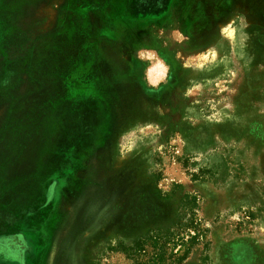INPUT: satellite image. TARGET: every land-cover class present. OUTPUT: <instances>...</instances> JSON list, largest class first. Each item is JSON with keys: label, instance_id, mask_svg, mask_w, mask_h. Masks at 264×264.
I'll list each match as a JSON object with an SVG mask.
<instances>
[{"label": "rangeland", "instance_id": "obj_1", "mask_svg": "<svg viewBox=\"0 0 264 264\" xmlns=\"http://www.w3.org/2000/svg\"><path fill=\"white\" fill-rule=\"evenodd\" d=\"M0 136L58 264H264V0H0Z\"/></svg>", "mask_w": 264, "mask_h": 264}, {"label": "crops", "instance_id": "obj_2", "mask_svg": "<svg viewBox=\"0 0 264 264\" xmlns=\"http://www.w3.org/2000/svg\"><path fill=\"white\" fill-rule=\"evenodd\" d=\"M146 78L150 82L149 70L146 72ZM162 79L163 77H161V80ZM9 142L12 143L11 146H14V145L16 146L20 144L19 140L9 139ZM24 144H28V142ZM3 149H4L3 138L2 136H0V264H8L7 258L9 257L11 258L20 257L25 262V264H58V258H57L58 256L56 255H57V252L59 251L57 249H51L50 252L48 251L46 252L44 249L46 245L48 246V244H45L44 241L46 240V243H47L49 240V236H45L43 232H39V233H35L34 231L30 232V229H28V221H29L28 216H29L30 209L34 208L33 206L34 198L33 197L30 198L29 196L28 199L30 198L31 200L27 201L24 204H21L20 198H19L20 194H18L16 199H15V196L13 195L15 193H18L19 190H21V188H19V186L21 185V181L18 179V177H21V176L27 177V176H30L31 174H24L27 172L19 170L20 160H22L20 153L19 154L13 153V155L8 154L10 155V158L8 156L5 165H3V160H2ZM12 151L13 149L11 150L7 149L6 153H9V152L12 153ZM26 159H29L28 154H26ZM41 160L43 159H41L40 157L37 161L38 167H39V164L41 165V162H42ZM76 166L77 164L75 165V168ZM38 167L34 169L33 180L26 186V187H29L31 185L29 190H27L28 191L27 193L29 194L34 192L35 185L36 187L40 185L39 183L35 184L34 182L35 177L36 176L43 177L45 174V171L42 170L41 167L39 168ZM4 168H5V173L8 172L10 177H13V178L16 177V180L14 181L12 180V182L10 180L7 181V185H10L11 187L7 186L5 193H4V187H3ZM63 171L64 172L61 175H63L64 181H63V184L62 183L60 184L59 189H58L59 193H63L60 195L59 201H58L60 208L63 204L66 203L64 194L68 192V190L70 189V188L67 189V187L73 185V180L76 183V179H77V177H75L76 176L75 172L73 173L68 165ZM43 184H44V180H43ZM3 197H4V200H3ZM4 201L7 204L5 206L3 205ZM23 212L24 214H22ZM20 214H21V218L23 219H20ZM30 223L31 224L34 223L33 217L30 218ZM47 223L50 224V218L48 221H44V222L40 221L39 225L41 226ZM39 231H41V227ZM44 231H45V228H44ZM21 239H23L24 245L26 246V249L24 252H5L8 249L7 245H10V247L12 248L13 242L17 243L16 244L18 246L17 249L19 250L18 244H20ZM4 242H8V244L6 243L4 244ZM75 258L76 257L74 256V259Z\"/></svg>", "mask_w": 264, "mask_h": 264}, {"label": "clouds", "instance_id": "obj_3", "mask_svg": "<svg viewBox=\"0 0 264 264\" xmlns=\"http://www.w3.org/2000/svg\"><path fill=\"white\" fill-rule=\"evenodd\" d=\"M8 260V264H25V262L20 258V257H16V258H7Z\"/></svg>", "mask_w": 264, "mask_h": 264}, {"label": "bare ground", "instance_id": "obj_4", "mask_svg": "<svg viewBox=\"0 0 264 264\" xmlns=\"http://www.w3.org/2000/svg\"><path fill=\"white\" fill-rule=\"evenodd\" d=\"M151 79L153 80L154 79V77H153V74L151 73Z\"/></svg>", "mask_w": 264, "mask_h": 264}, {"label": "trees", "instance_id": "obj_5", "mask_svg": "<svg viewBox=\"0 0 264 264\" xmlns=\"http://www.w3.org/2000/svg\"><path fill=\"white\" fill-rule=\"evenodd\" d=\"M142 241V240H141ZM141 241H139V243H141ZM161 260H163V257L160 258Z\"/></svg>", "mask_w": 264, "mask_h": 264}]
</instances>
